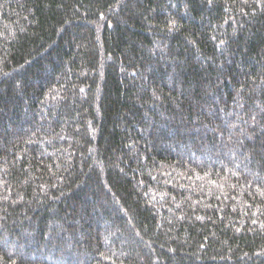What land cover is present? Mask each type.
Instances as JSON below:
<instances>
[{
	"label": "trees",
	"instance_id": "obj_1",
	"mask_svg": "<svg viewBox=\"0 0 264 264\" xmlns=\"http://www.w3.org/2000/svg\"><path fill=\"white\" fill-rule=\"evenodd\" d=\"M0 264H264V0H0Z\"/></svg>",
	"mask_w": 264,
	"mask_h": 264
}]
</instances>
